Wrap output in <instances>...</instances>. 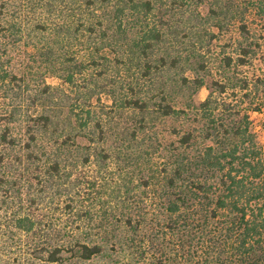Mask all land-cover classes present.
Masks as SVG:
<instances>
[{
    "label": "rangeland",
    "instance_id": "rangeland-1",
    "mask_svg": "<svg viewBox=\"0 0 264 264\" xmlns=\"http://www.w3.org/2000/svg\"><path fill=\"white\" fill-rule=\"evenodd\" d=\"M5 1L6 20L20 22L26 34L41 26L43 32L27 34L0 60L17 76L0 78V134L7 131L15 144L0 140V264H196L198 256L175 249L178 237L169 233L160 200L151 202L136 187L173 163L189 132L196 152L190 158L207 147L219 154L217 139L202 135L207 118L239 112L235 125L249 123L255 148L264 152V19L250 10L251 33L242 36L238 23L215 27V0H98L92 8L86 0ZM235 2L243 12V0ZM88 8L103 22L94 32ZM8 34H0V52L14 39ZM239 42L261 45L244 66L237 62ZM48 51L55 61H46ZM207 100L208 116L200 108ZM164 106L177 114L166 116ZM53 113L52 125L37 133L36 118ZM29 129L38 134L34 158L24 150L32 143ZM43 151L60 162L61 177L41 194L51 165ZM230 161L224 159V172L243 166ZM78 242L101 252L82 260ZM55 247L63 248L61 261L51 263Z\"/></svg>",
    "mask_w": 264,
    "mask_h": 264
},
{
    "label": "trees",
    "instance_id": "trees-1",
    "mask_svg": "<svg viewBox=\"0 0 264 264\" xmlns=\"http://www.w3.org/2000/svg\"><path fill=\"white\" fill-rule=\"evenodd\" d=\"M108 1L100 0L101 4ZM128 1L131 4L134 0ZM85 2L87 7L92 8L96 6L98 0H86ZM243 2L246 4V8L240 12L237 10L238 4L235 0H227L225 3L222 0H215L213 10L215 27L221 31L229 30L231 26L238 23L241 35H250L247 15L250 10H254L257 16L264 19V0H243ZM6 5L7 1L0 0V34L4 37L3 35L9 32L8 36L11 35L14 39L9 45H4V49L0 52V60H2V55L8 53L11 45H20L21 42L25 41L28 38L27 34L43 32L41 26L37 27V31L31 30L30 33L26 34L23 32L24 29L20 22L6 20ZM147 5L150 6V3ZM90 8H88L87 14L91 20L89 31L94 32L97 25L102 26L103 22L97 16L96 11L98 10L94 9L93 11ZM3 19L6 20L5 23L2 22ZM95 19L98 20L95 21ZM107 30L110 28L105 29V35ZM107 40L108 38L104 41ZM239 43L237 62L244 66L247 65L248 59L256 56L261 45ZM41 55L43 54L41 53ZM45 55L48 59L46 61H55L51 58V51L46 52ZM232 63L233 59L227 58L226 65L231 67ZM128 64L127 66H130L131 63ZM2 65L0 64V78L2 80L8 76L17 78L14 73L8 74ZM244 83L247 89L249 84L247 81ZM112 91L115 92L113 88ZM210 107V101L207 100L200 108L208 116L211 115ZM256 109L254 111H260L259 108ZM162 110L166 116L177 114L170 106H164ZM235 113H229L221 121L207 118L208 122L202 135L207 140L217 139L221 146L218 150L219 154H215L213 148L207 147L204 154L198 152L197 157L190 158L189 151L192 149L194 152L192 146L194 134L189 132L181 137L179 150L182 151L172 155L173 163L168 164V167H162L158 172H150L151 175L149 174L147 179L145 177L140 178V186L136 187H144L148 191L146 197L151 199V202L160 200L163 206L161 213H164L165 210L164 216L169 233L176 235L172 238L178 237L175 242V247H177L175 249L180 252L182 257H192L191 260L198 256L199 259L196 260V264H264V152L261 148H255L254 135L249 132V123L246 127L235 125L233 115H239V112L236 111ZM54 115V113L52 116L51 114H42L36 118L35 126L39 125V132L36 129L34 132H32L33 129H29L31 131L29 137L32 143L24 146L29 158L37 157L38 152L35 150L38 146L33 148V145H37V133L41 134L40 131L48 130L52 125L53 118L56 117ZM247 119L249 120V118ZM98 125L99 128L100 124ZM8 139L7 131L0 134L1 142L15 145ZM56 143L58 142L56 141ZM247 143L249 147L245 149V154L238 156L237 153L241 151L240 147ZM31 147L33 148L32 152L29 150ZM39 152H42L41 146H39ZM43 155L49 162L48 164L51 163V165L48 167L46 179L39 183V193L41 194L48 187L51 189L56 187L57 179L61 177L60 162L53 157L51 152L43 151ZM226 157L231 159L228 165L233 167L234 163L238 162L243 165L242 168H232L231 172H224L227 167L226 164L223 165ZM148 162H150L151 169L155 170L154 160L149 158ZM194 169H198L200 172H194ZM206 169L219 170V172H206ZM190 170L192 172H188ZM62 186L58 187L60 196L64 194L60 189ZM36 201L38 204L40 203L39 199ZM39 205H43V203ZM135 209L141 208L137 206ZM128 221L132 224V218ZM161 233L169 234L165 230ZM192 241H197L198 248ZM76 248L78 257L82 260H89L101 252L99 246H89L81 242L76 244ZM62 250V247H55L49 255L48 261L51 263L61 261L59 252Z\"/></svg>",
    "mask_w": 264,
    "mask_h": 264
}]
</instances>
